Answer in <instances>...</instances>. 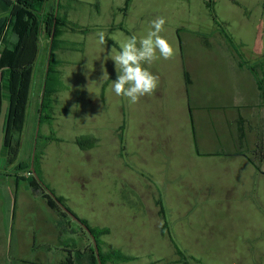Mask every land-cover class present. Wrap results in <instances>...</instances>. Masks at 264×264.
<instances>
[{
    "label": "crops",
    "instance_id": "0c3cea01",
    "mask_svg": "<svg viewBox=\"0 0 264 264\" xmlns=\"http://www.w3.org/2000/svg\"><path fill=\"white\" fill-rule=\"evenodd\" d=\"M220 25L218 23L207 35L197 34L186 40L179 37L178 43H175L176 62L165 63L169 66L168 72H159L158 60L145 65L159 78L155 93L147 98L146 116L152 117L157 111L162 113L169 106L170 98L164 83L174 81L178 84L177 106L166 116L168 121L165 125H170L174 132L181 134L184 147L170 140L165 131L164 139L160 135L152 139L144 135L138 137L133 131L136 117L134 104L129 103L127 98L115 96L118 124L110 132L115 142L116 168L115 165L100 167V172L94 174L101 178V195L110 200L116 198V204L110 202V207L108 204L100 208L99 220L91 221L78 213V210L84 209L81 203L73 204V207L69 198L57 193L65 200L68 209L91 227L108 230L100 237L105 264H132L135 256L125 246L135 244V239L140 242L149 240L147 229L158 231L161 239H170L171 234L179 235L176 227L169 224V221L174 222L172 213L180 214V219L185 220L203 218L211 213L213 221L206 227L210 229L208 232L228 238L231 243L246 244L249 255L254 253L257 258H264V157L259 167L252 161L258 144L264 145V17L252 45L226 31L227 36L224 26L220 29ZM117 76L118 73L116 79ZM3 93L4 106L5 100L9 102V94L6 90ZM104 95L102 98L105 99ZM104 101L102 99L103 104ZM56 103L52 107L54 111ZM7 114L0 137L3 148ZM51 114L54 118L55 113ZM176 116L183 118L179 128L174 126ZM26 123L27 117L25 127ZM140 125L142 132H148L147 127L152 133L159 132L155 121L150 122V119ZM84 137L89 138L91 145L83 149L78 142L79 149L86 160L92 162L101 147L102 138L96 130L87 132ZM144 139L149 142L145 150L156 158L147 153L139 156L135 149L133 151L134 145ZM155 142L160 146L157 147ZM51 144L54 142H48L44 147L47 149ZM45 148L39 170L42 179L55 193V152L49 154ZM19 153L17 157L4 156V163L6 160L12 163L11 171L6 169V165H0V204L6 205L4 189L8 188V192L14 194L15 206L18 204L26 210L28 206L31 209L40 208L47 213L48 219H43L42 223L38 217L33 220L37 228L46 231L44 234L55 243L54 264H94L93 242L81 233L76 220L61 216L46 198L35 194L28 183L21 180L27 177L25 170L21 169L26 160L21 162ZM112 175L116 177L114 187L107 189ZM89 177L83 172L76 178L74 191L77 195L86 198L89 190L85 184L89 182ZM134 197L138 200L135 205H140L141 212L146 214L144 229L139 234L135 223L136 208L130 205ZM129 198H132L131 202ZM147 221L152 222L148 227ZM12 234L9 253L13 249L15 256L29 254V257L34 246L32 240L35 239L31 230L19 229ZM201 234L196 233V237H191L192 241L196 239V243H201ZM26 245L29 247L23 252L22 248ZM115 251L123 252L130 259H109Z\"/></svg>",
    "mask_w": 264,
    "mask_h": 264
},
{
    "label": "rangeland",
    "instance_id": "374dc122",
    "mask_svg": "<svg viewBox=\"0 0 264 264\" xmlns=\"http://www.w3.org/2000/svg\"><path fill=\"white\" fill-rule=\"evenodd\" d=\"M54 2L55 6L59 4L58 2L61 4L60 8L56 9V15L59 14L67 19L59 38V48L55 53L56 57L63 62L60 70L64 88L53 97L55 101L51 103L50 113H55L54 118L44 119L40 123L37 135L39 122L37 116L39 117L38 110L43 95L44 69L46 58L50 56L49 40H46L44 36H41L43 33H40L38 41L40 51L29 94L27 125L25 127L24 124L21 131L15 133L12 153H9L8 157H17L20 151L21 162L26 160V163L21 165L26 167L24 170L29 176L34 148H36L39 164L44 146H47L48 142H54L47 149L45 148V151L49 154L55 152V194L58 196L60 193L69 198L70 203H68L71 206L81 203L84 209L78 210V213L94 221L100 218V208L107 206L110 202L115 204L117 202L116 198L110 200L105 198V195H101V178L94 174L100 172V167L115 165L116 168L117 163L116 157L114 158L113 133L110 132L118 124L116 95L110 87L111 81L116 80L117 71L114 61L111 59L105 61V56L111 52L113 47L119 51V43L125 38L132 35L138 38L146 35L151 21L158 16L166 19L165 30L161 35L174 48L179 37L186 40L197 34L207 35L213 31V28H216L218 23L221 24L220 29L224 26L223 28L232 37L241 38L246 44L252 45L253 40L257 38L256 30H259L264 17V0H214L212 11L207 5L209 0H54ZM84 29L87 31L86 34H84ZM99 32L105 33L107 43L104 46L97 43ZM9 38L14 41L17 37L11 32ZM158 61L160 62L159 72L168 70L169 66L165 63L176 62L175 57L169 60L161 58ZM93 67L94 70H91ZM104 69H107L110 80H101ZM1 77L2 70H0ZM164 84L170 98L169 106H166L162 113L157 111L154 116L148 117L145 115L148 109L147 98L152 95L142 97L138 103L134 104L136 117L134 118V130H132L138 137L144 135L146 138L151 137L150 139L157 138L159 135L164 139L167 134L170 140L184 147L185 143L181 134L174 132L170 125L168 127L165 125L168 121L166 116L177 106L178 84L174 81ZM6 91L10 95L9 91ZM102 99L105 100L104 104ZM55 103L54 111L52 107ZM8 106L9 102L5 100L0 118V137H2V126H4ZM148 119L150 122L155 121L159 131L157 134L150 132L148 127L146 131L149 133L142 132L140 124ZM182 120V117L176 116L173 119L174 126L179 128ZM48 127H50L49 134H47ZM94 130L102 138V143L96 151L94 160L88 162L84 153L79 149L81 145L79 146L78 141H81L87 132H94ZM52 138L54 141H51ZM18 142L20 146L17 147ZM87 142L83 141V144ZM148 143L146 139L143 142L140 141L137 146L134 145L133 151L135 149L139 156L147 153L150 157L156 158L145 150ZM154 144L157 147L160 146L159 143ZM2 150L4 151V148L0 144V155L3 153ZM187 159L190 161V156ZM1 164L6 165L9 171L12 170L10 161L6 160ZM83 172L90 176L89 182L85 184L89 190L86 198L77 195L74 191L75 180ZM110 178L112 181L109 179L107 189L114 187L116 180L115 175ZM8 191V188L4 189L6 205L0 204V264H54L55 243L49 240V235L44 234L46 231L37 228L33 220L34 218L36 221L38 217L42 223L43 219H48L47 213L40 208L31 209L28 206L26 210V208L18 207V204L15 206L14 194ZM134 199V202H131L132 198H129L130 205L136 208L137 221L135 223L139 234L144 229L143 220H146L144 219L146 214L141 212L140 205H135L138 200L136 201V197ZM73 213L78 216L75 212ZM170 215L174 222L169 221V224L176 227L175 231H178L179 235L171 234L170 239H161L157 235L158 231L153 232L147 229V235H150L149 240L140 242L135 239V244L125 246L135 256L132 264H264V258L259 259L256 254L247 253L246 244L231 243L228 238L208 232L210 229L206 227L210 226L213 221L211 213L204 215L203 218L192 220L180 219V214L177 213ZM154 222L157 223V220ZM151 224V221H147V227ZM19 229L31 230L35 237L32 240L33 251L29 257H27L29 254H23L22 257L15 256L13 249L11 254L9 253L12 232ZM199 232L202 233L201 243H196V239L192 241L191 237H196V233ZM28 247L26 245L22 248L23 252Z\"/></svg>",
    "mask_w": 264,
    "mask_h": 264
},
{
    "label": "trees",
    "instance_id": "16d2710c",
    "mask_svg": "<svg viewBox=\"0 0 264 264\" xmlns=\"http://www.w3.org/2000/svg\"><path fill=\"white\" fill-rule=\"evenodd\" d=\"M55 6L54 0H0V70H2V77L0 80V115L3 106V91L8 90L9 107L7 114V121L5 125V148L3 155L0 158V165L4 161V156H9L12 153V143L14 135L17 131H21L25 124L27 117V108L29 104V94L32 85V79L35 72V64L40 51L39 36L40 33L46 40H49L50 56L46 58V66L44 69V77L40 108L38 110L40 122L44 119H52L50 109L51 103L55 100L54 95L64 88L63 79L61 77V60H59L55 53L59 48V38L62 34V28L66 25L67 19L61 15H56L57 7L60 8V2ZM211 11L214 8V0H209L207 3ZM44 12V15H43ZM224 33L228 35L225 29ZM11 32L16 34V40L12 41L9 38ZM87 32L84 29V33ZM49 67L47 69V63ZM45 86V89H44ZM37 118H39L37 116ZM83 141H88L83 144ZM83 147L90 146L89 138L82 137L78 141ZM264 157V145L259 143L256 151L253 154L252 161L257 167L260 166V161ZM35 168L39 176L36 177L30 170L29 176L22 177L21 180L28 183V187L37 195L46 198L49 205L56 209L61 216L73 220V218L58 204V202L51 197L47 189L53 191L42 179L39 170L37 153L35 155ZM26 167L21 165V169ZM57 196V195H56ZM67 208L65 200L57 196ZM81 222L90 229L88 232L86 227L76 221L82 234L89 237L93 242L92 259L94 264H99V258L96 252L92 236L96 238L99 247V257L102 264H105L106 257L101 250L100 237L102 234L108 232L106 229H99L91 227L87 221L81 219ZM60 224H63L61 222ZM109 259L117 261H126L130 257L121 251H115L110 254Z\"/></svg>",
    "mask_w": 264,
    "mask_h": 264
},
{
    "label": "clouds",
    "instance_id": "9594fccd",
    "mask_svg": "<svg viewBox=\"0 0 264 264\" xmlns=\"http://www.w3.org/2000/svg\"><path fill=\"white\" fill-rule=\"evenodd\" d=\"M165 24V18L156 17L151 21L146 35L139 38L136 35L125 38L119 43V51L113 47L105 56V61L109 59L114 61L118 73L117 79L111 81L110 86L117 97L127 98L129 103L136 104L142 97L155 93L159 78L145 65H150L161 58L173 59L176 55V49L161 35L165 30ZM97 36V43L104 46L107 43L105 33L99 32ZM91 70H94V67ZM101 80H110L107 69H104Z\"/></svg>",
    "mask_w": 264,
    "mask_h": 264
},
{
    "label": "water",
    "instance_id": "95a60500",
    "mask_svg": "<svg viewBox=\"0 0 264 264\" xmlns=\"http://www.w3.org/2000/svg\"><path fill=\"white\" fill-rule=\"evenodd\" d=\"M51 50V49H50ZM49 67V62L47 63V69ZM44 89H45V86H44ZM43 93H44V90H43ZM38 126H37V135H38V132H39V127H40V116H39V120H38ZM35 147H36V144H35ZM35 155H36V148H34V153H33V157H32V168H31V171L34 173V175L36 177L39 178L38 174H37V171H36V168H35ZM48 193L51 195L52 198H54L58 204L74 219L76 220L77 222H79L80 224H82L84 227H86L82 222H81V219H79L78 216H76L73 212H71L60 200H58L56 194L51 191L50 189H47ZM86 229L88 230L89 233H91L90 229L88 227H86ZM93 238V241H94V245H95V248H96V252H97V255H98V258H99V261H100V264H102L101 260H100V257H99V247H98V243L96 241V238L94 236H92Z\"/></svg>",
    "mask_w": 264,
    "mask_h": 264
}]
</instances>
